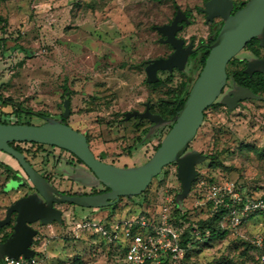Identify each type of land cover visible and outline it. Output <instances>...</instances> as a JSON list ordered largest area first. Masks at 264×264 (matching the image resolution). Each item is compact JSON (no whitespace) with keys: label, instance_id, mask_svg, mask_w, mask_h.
<instances>
[{"label":"rangeland","instance_id":"374dc122","mask_svg":"<svg viewBox=\"0 0 264 264\" xmlns=\"http://www.w3.org/2000/svg\"><path fill=\"white\" fill-rule=\"evenodd\" d=\"M175 1L193 21L179 35L189 42L207 41L211 24L198 10L205 8L206 0ZM242 1L247 0H235L238 4ZM175 9L173 0H0V94L23 103L36 114L60 118L59 104L67 84L72 91V111L70 114L66 105L65 116L72 127L89 135L95 155L113 164L142 165L156 152L165 133L130 151L137 136L145 140L143 131L150 121H126L124 117L128 111H144L148 101L152 111L170 117L175 95L184 88L187 77L178 70L161 72L158 85L146 82V60L173 51L171 45L160 43L156 26L169 23ZM262 54L259 45H250L229 63L228 72L240 73L245 60ZM258 81L256 77V84ZM259 91L264 95V90ZM19 116L10 106L0 103V123L17 124ZM23 119L34 125L41 123L37 115L25 119L24 114ZM19 146L35 169L61 190L74 188L70 177L60 172L71 163L66 152L43 144ZM188 148L209 157L198 167L201 175L184 202L192 221L210 215L205 194L212 185L228 182L234 193L244 199L263 196L264 100L244 101L232 112L221 103H214ZM9 166L28 180L18 161L0 151V219L12 203L33 190L30 182L19 188L22 182L16 178H11L4 188ZM167 170L163 181L162 172L147 193L122 199L118 209L122 211L130 203L138 207L158 204L176 196L181 190L177 168L171 166ZM60 207L67 212V225L39 228L41 233L33 248L41 250L37 251L38 256L42 252L44 256L38 264H123L120 258L96 250V237L77 234L81 237L75 239L69 230L72 208L80 220L92 213L107 216L110 207ZM230 226L224 238L207 246H194L182 264H260L254 240L257 236L264 238V213H250L240 225L232 226L230 221ZM9 232L10 226L0 229V241Z\"/></svg>","mask_w":264,"mask_h":264},{"label":"water","instance_id":"95a60500","mask_svg":"<svg viewBox=\"0 0 264 264\" xmlns=\"http://www.w3.org/2000/svg\"><path fill=\"white\" fill-rule=\"evenodd\" d=\"M234 8L233 0L206 1L204 12L207 14V21L220 17L223 19V25L209 46L210 52L205 65L183 107L172 118L167 119L153 113L150 102L145 103L144 111L132 110L125 113V120L138 117L153 123L149 128L148 137L154 136L159 129L171 126L159 148L142 165L121 167L100 160L91 150L84 133L54 116L46 117L45 122L39 125L0 123V150L14 157L23 168L28 180L25 179L22 183L30 182L35 188V191L12 203L7 208L5 218L0 219V228H3L11 224L13 214L17 213L13 232L0 243V262L6 258L35 256L33 244L40 231L30 224L38 221L42 225L62 223L63 212L55 204L69 203L90 208L113 206L121 197L144 193L163 169L172 163L177 164V177L181 183L176 203L178 206L184 205L198 176L197 165L208 159L207 154L196 149L188 150V147L204 122L205 111L217 101L227 84L229 62L254 38L264 47V0H248L235 12ZM183 23L190 24L191 21L187 14L178 8L170 24L156 26V30L162 35L159 41L170 43L174 52L168 57L146 61L147 83L160 81L159 71L186 69L189 57L196 49L193 48V42L186 46V41L177 37V33L184 28ZM244 71L250 75L255 72L264 75V58H250ZM248 99L260 100L263 97L250 88L235 84L219 102L232 112L240 105V101ZM12 142L52 145L72 152L88 167L74 168L71 175L73 180L87 187L103 184L109 191L96 195H68L60 192L34 168L27 160L26 154L11 145Z\"/></svg>","mask_w":264,"mask_h":264},{"label":"built area","instance_id":"2783aa9c","mask_svg":"<svg viewBox=\"0 0 264 264\" xmlns=\"http://www.w3.org/2000/svg\"><path fill=\"white\" fill-rule=\"evenodd\" d=\"M205 197L206 202H213L215 207L224 206L230 210L232 226L240 225L250 213L264 212V194L252 200L244 199L234 193L232 184L228 182L210 186ZM174 198H166L158 204L139 203V207L130 203L122 211H110L107 216L92 213L80 220L73 217L68 221L69 230L75 239L86 235L121 244L127 264H175L183 258L186 248L181 242L182 228L174 223ZM254 242L259 250L257 261L264 264V238L257 236ZM34 249L36 253L41 251ZM39 258L36 254L32 258H6L2 264H38Z\"/></svg>","mask_w":264,"mask_h":264},{"label":"trees","instance_id":"16d2710c","mask_svg":"<svg viewBox=\"0 0 264 264\" xmlns=\"http://www.w3.org/2000/svg\"><path fill=\"white\" fill-rule=\"evenodd\" d=\"M174 5H176V1L173 0ZM245 4V2L242 3V6ZM213 32L214 35L217 36V34L219 33V28L218 25H214L213 26ZM253 41L249 42V45L252 43ZM210 50L207 48L204 49V51L201 54H196L193 55L191 58V61L193 62V66L191 67L189 74L184 73V75H186L187 77V81L184 84V88L182 90L181 93L176 94L175 95V106L172 108L171 110V115H174L177 113V111H179L188 95L189 92L191 90V87L194 83V75L196 73H198L204 66L205 61L209 55ZM25 54H30L29 52H25ZM160 83V82H159ZM159 83H155L153 85H158ZM71 94L72 91L70 90V88L68 87L67 84L64 85V93L62 95V102L59 104V107L62 108V114L61 116L64 118L65 121H68V117L65 116L66 114V105L69 107V113L71 114ZM0 103L5 105V106H10L13 109V113H18L19 116V120L17 122V124H31V122L29 121H24L23 119V115L25 114V119L31 118L32 115H37V116H41V113H34L33 110H30V108H28L27 106H25L23 103L18 102L17 100H14L11 97H4L0 94ZM4 124H8L7 122H3ZM148 132V129H145L143 131L144 135ZM143 143V140L141 138V136H137L134 142V145L131 146V150L136 149L140 144ZM33 144H37V143H33ZM12 146H14L16 149L22 151V148L19 146V144L17 142H12L11 143ZM161 145V143L156 147V150L159 148V146ZM211 157V156H210ZM209 158V157H208ZM213 165V164H212ZM168 167L163 169V177L160 178L161 181H163L166 178V174L168 173ZM7 173L8 176L6 178V180L10 179V178H16V179H20V182H22L23 180H25V177H23L21 175L20 172H18L17 170H14L12 167H7ZM201 173L199 172L197 178L195 179L194 183H193V188L196 186L198 179L200 177ZM27 184H23L20 183L19 187H25ZM150 190V189H149ZM149 190L145 191L144 193H147ZM4 193H7L6 191H4ZM177 196V195H176ZM176 196L174 198V203H175V207H174V211H173V216H174V223L179 226L180 228H182V245L186 248V252L185 255L183 256L182 259H180L177 263L175 264H182L183 260L186 256L189 255V253L192 252V249L194 246H200L201 243H203L204 246L209 245L210 242H212L213 240H217V239H222L224 238L228 232L230 231V221H231V213L230 210L224 206H219V207H215L213 202H206L207 206L210 208V215L206 218V219H200L197 222L192 221V219L190 218V212L189 209L185 206H183V208H179V206L176 203ZM132 198V197H131ZM146 199V197H145ZM112 209L114 208V206L111 207ZM113 212V211H112ZM264 213V212H263ZM0 228V229H4ZM108 229H110L108 227ZM12 231L9 233H5L1 239L0 242L5 241L10 235H11ZM95 238V237H93ZM97 242L94 243L93 242V247H95L96 250L101 249L102 252H105L107 255L109 256H115L116 258H120V260H122L123 264H127L124 261V256H125V250L123 249V247L121 246V244H118L115 241H109L107 238L104 239H97ZM38 241V240H37ZM41 256L39 257H43L44 253L42 252V254L40 253ZM36 256H38V253H36ZM0 264H2V262H0ZM149 264V263H147ZM163 264H174V263H163Z\"/></svg>","mask_w":264,"mask_h":264},{"label":"flooded vegetation","instance_id":"af4514ba","mask_svg":"<svg viewBox=\"0 0 264 264\" xmlns=\"http://www.w3.org/2000/svg\"><path fill=\"white\" fill-rule=\"evenodd\" d=\"M207 1V0H206ZM206 1H205V3H206ZM234 1V4H235V8H234V11L233 12H235L236 10H238L239 8H241V7H243L242 6V3L243 2H247V1H242V2H240V4H238L237 2H235V0H233ZM176 6V9H175V12H174V16H173V18H172V20L174 19V17H175V15L177 14V11H178V8H180V9H182L181 7H179L177 4L175 5ZM204 9L205 8H198V10H200V11H202L205 15H206V22H207V24H211V34H210V36H209V39L206 41V40H201V42L200 43H195V41H187V39L186 38H184V37H181L179 34L185 29V28H187V27H189V26H192L193 25V21H192V19H191V17H190V14H189V12H187V11H185V10H183L186 14H187V16H188V18L190 19V21H191V23L190 24H185V23H183L184 24V28L181 30V31H179L178 33H177V37H179V38H183L185 41H186V43H185V45L186 46H188L190 43H194V49H196V52L195 53H193V54H191L190 55V57H189V60H188V63H187V65H186V69L184 70V71H181V70H179V69H177V68H175L174 69V71L175 70H178V71H180L182 74H184V73H186V74H189V71H190V69H191V67L193 66V62L191 61V58H192V56L193 55H196V54H201L203 51H204V49L205 48H207L208 47V49H209V46L214 42V40H215V38L217 37V36H215L214 35V32H213V26L214 25H218V28H219V31H220V29H221V27H222V25H223V19L222 18H220V17H218V18H215L213 21H207V14L204 12ZM172 20L169 22V23H166V24H170L171 22H172ZM158 32V31H157ZM159 33V32H158ZM160 34V33H159ZM218 35V34H217ZM162 37V35L160 34V38ZM159 38V39H160ZM253 42L250 44V45H253V44H257V45H259V47L263 50V54L262 55H259L258 57H249L247 60H245V65H244V67L242 68V70L240 71V73H237V72H235V73H232V74H230L229 72H228V66H227V73H228V79H227V84H226V86H225V88L223 89V91H222V94H221V96H219L218 98H217V101H215L214 103H216V102H219L218 100H220L221 98H222V96L225 94V93H227L228 91H230L231 89H233V87H234V85L236 84V85H240V86H244V87H247V88H250L252 91H254L256 94H258V95H260V96H262L263 97V99H260V101H263L264 100V95H262V94H260L259 92V90H264V75H263V73H261V72H255L254 74H252V75H250V74H248V73H245V68L247 67V62H248V60L250 59V58H264V47H261L260 46V42H259V40L257 39V38H254L253 40H252ZM251 42V41H250ZM161 43V42H160ZM163 44H165V43H163ZM166 44H169V45H171L170 43H166ZM249 43L246 45V47L245 48H248L249 46ZM172 46V45H171ZM172 48H173V46H172ZM244 48V49H245ZM243 49V50H244ZM210 50V49H209ZM174 52V48H173V51L171 52V53H173ZM171 53H169V54H171ZM168 54V55H169ZM168 55L167 56H160V57H168ZM157 58H159V57H157ZM235 58V57H234ZM234 58L230 61V62H232L233 60H234ZM153 59H155V58H153ZM148 60H150V59H148ZM147 61V60H146ZM206 62V61H205ZM229 62V63H230ZM145 64V68H146V62L144 63ZM205 65V64H204ZM229 65V64H228ZM204 67V66H203ZM203 69V68H202ZM202 69L198 72V73H196L195 75H197V77L195 78V80H194V82L196 81V79L198 78V76H199V74H200V72L202 71ZM146 71V70H145ZM173 71V72H174ZM161 72H169V71H159V77H160V81H158L157 83H159V82H161V76H160V73ZM171 73V72H170ZM147 74V73H146ZM194 75V76H195ZM256 77H259V81H258V85L256 84V82H255V78ZM146 79H147V77H146ZM146 82H147V80H146ZM149 84V83H148ZM153 84H155V83H153ZM152 84V85H153ZM194 84V83H193ZM193 86V85H192ZM192 88V87H191ZM190 93V92H189ZM248 100H256V99H248ZM244 101H247V100H242V101H240V105L238 106V107H241L242 106V104H243V102ZM148 102H150V101H148ZM213 103V104H214ZM220 103V102H219ZM212 104V105H213ZM211 105V106H212ZM223 105V104H222ZM150 106H151V102H150ZM210 106V107H211ZM224 106H226V105H224ZM209 107V108H210ZM227 107V106H226ZM237 107V108H238ZM145 108H146V106H145ZM208 108V109H209ZM236 108V109H237ZM207 109V110H208ZM207 110L205 111V114H206V112H207ZM227 110H228V108H227ZM151 111H152V108H151ZM153 113H158V112H154V111H152ZM178 112V111H177ZM158 114H160V113H158ZM160 115H162V114H160ZM175 115V114H174ZM174 115H170V117H164L163 115V117L164 118H167V119H169V118H172ZM39 118H40V120H41V123L40 124H42V123H44L45 122V118L46 117H48L47 115H44V114H42L41 116H38ZM56 118H58V117H56ZM134 118H138V117H134ZM58 119H62L64 122H66L68 125H70V123L68 122V121H65L64 120V118L61 116L60 118H58ZM132 119V118H131ZM139 119V118H138ZM68 120H69V118H68ZM141 120V119H140ZM144 120H148V119H144ZM126 121H128V120H126ZM152 122H150V125L146 128V129H148V132L145 134V140H143V142L144 143H147V142H149V140L151 139V138H154L156 135H158V134H164L165 133V136H166V134H167V132L169 131V129H170V127L171 126H167V127H165V128H163V129H159L158 131H156V133L154 134V136H147L148 135V133H149V128L152 126ZM39 125V124H38ZM71 126V125H70ZM72 127V126H71ZM72 128H74V127H72ZM75 129V128H74ZM76 130H78V129H76ZM79 131V130H78ZM79 132H81V131H79ZM81 133H83V132H81ZM85 134V133H84ZM86 136H87V138H88V142H89V144H90V140H89V135L88 134H85ZM136 139V138H135ZM134 142H135V140H134ZM162 142V141H161ZM18 144H21V143H30V142H17ZM30 144H33V143H30ZM43 145H45V144H43ZM134 145V144H133ZM132 145V146H133ZM190 145V144H189ZM47 146H50L51 148H55V149H59V150H63L64 152H66L67 154H68V156H65V157H67L69 160H71V163H70V165H66V166H63L62 167V169L60 170V172H61V174H66V175H68L69 177H70V182L73 184V186L72 187H74L72 190L71 189H69V190H67V191H64V190H61L56 184H54L53 182H51L50 180H49V178L48 177H46V176H44L48 181H50L51 182V184L55 187V188H57L60 192H63V193H65V194H68V195H96V194H101V193H104V192H107V191H109V189L106 187V186H104L103 184H101L100 186H98V187H87V186H84V185H81V184H79L78 182H76V181H74L73 180V178H72V174H73V172H74V168H76V167H82V168H86V169H88V167L86 166V164L84 163V162H82L75 154H73L72 152H70V151H68V150H66V149H63V148H60V147H57V146H52V145H47ZM90 148H91V146H90ZM131 148V146L129 147V150L130 151H134V150H131L130 149ZM91 150H92V148H91ZM188 150H189V148H188ZM1 151V150H0ZM93 151V150H92ZM202 153V152H201ZM95 154V153H94ZM205 154V153H204ZM96 156V155H95ZM27 157V156H26ZM97 157V156H96ZM98 158V157H97ZM15 159V158H14ZM100 159V158H99ZM28 160V159H27ZM101 160V159H100ZM29 161V160H28ZM103 161V160H102ZM105 162V161H104ZM205 162V161H204ZM31 163V162H30ZM107 163H109V162H107ZM32 164V163H31ZM110 164H113V163H110ZM128 163L127 162H124L123 164H121V165H118L117 163L116 164H114V165H117V166H121V167H129L128 165H127ZM171 166H173V167H175V168H177V164L176 163H172V164H170V165H168L167 167L169 168V167H171ZM200 166V164H198L197 165V171H198V167ZM35 168V167H34ZM166 168V167H165ZM38 171V170H37ZM198 174H199V172H198ZM11 179V178H10ZM9 179V180H10ZM9 180H6V181H9ZM6 181H5V183H4V188H5V186H6V184L8 183H6ZM33 187V186H32ZM20 188V187H19ZM3 191H5V189H3ZM33 191H35V188L33 187V190L31 191V192H33ZM7 192V191H6ZM28 194V193H27ZM129 198H131V197H121L120 198V200L115 204V205H113L114 206V208L112 209L111 207L112 206H109L110 208H111V212L112 211H115V210H117L118 209V207H121V204H122V199H129ZM132 199V198H131ZM61 204H69V203H57V204H55L56 205V207L57 208H59L60 210H62L61 209V207H60V205ZM70 205H74V204H70ZM125 206V205H124ZM106 208V207H105ZM108 208V207H107ZM101 209V208H100ZM74 209L72 208V215H71V217L73 218H76V216L74 215V211H73ZM62 212H63V222L62 223H58V222H53V223H51V224H49V225H42L41 224V222L40 221H38V222H36V223H33V224H30L31 226H33L34 228H36V229H38L39 231H40V233H41V230L39 229V228H44V227H48V226H51V225H53V224H57V225H61V226H64V225H67V218H66V213L67 212H65L64 210H62ZM16 216H17V213H14L13 214V216H12V222H11V224H9V225H7V226H5V227H9L10 226V228H11V231L13 232V225L15 224V222H16ZM5 218V217H4ZM3 219V218H2ZM36 224H38L39 225V227L37 228V227H35L34 225H36Z\"/></svg>","mask_w":264,"mask_h":264},{"label":"crops","instance_id":"0c3cea01","mask_svg":"<svg viewBox=\"0 0 264 264\" xmlns=\"http://www.w3.org/2000/svg\"><path fill=\"white\" fill-rule=\"evenodd\" d=\"M128 166H129V164H127ZM9 180V179H8ZM8 181H6V183H7ZM12 191H14V190H11L10 192H12Z\"/></svg>","mask_w":264,"mask_h":264}]
</instances>
